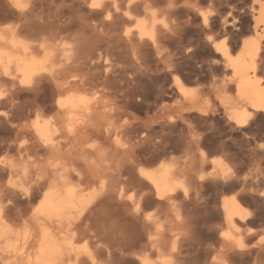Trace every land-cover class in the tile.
<instances>
[{
  "label": "bare ground",
  "instance_id": "bare-ground-1",
  "mask_svg": "<svg viewBox=\"0 0 264 264\" xmlns=\"http://www.w3.org/2000/svg\"><path fill=\"white\" fill-rule=\"evenodd\" d=\"M179 1L99 0L101 7L92 8L93 0H0V151L7 153L0 157V260L8 255L12 264H156L154 254L159 264H184L176 245L180 222L172 230L159 211L186 196L192 165L159 155L144 163L149 147L138 144L152 136L153 122L168 130L151 142L153 148L169 143L172 129L192 112L199 120L212 116L211 125L220 116L225 127L244 134L256 119L264 121V0L249 3L247 27H241L243 14H234L235 6L220 14L221 0H190L191 6L182 0L188 2L182 6L186 15L199 19L195 30L205 40L198 37L195 44L209 43L210 58L201 60L215 73L195 89L174 77L178 112L152 120L150 104L138 97L147 101L151 87L159 95L167 91L162 78L176 66L166 49L173 45L175 53L187 54L196 47L189 37L184 41L192 19L175 17L184 9ZM204 2L210 10L200 9ZM201 12L213 13L207 27ZM210 34L225 40L217 47ZM196 130L187 136L198 148L204 137ZM198 160L211 164L209 176L225 179L224 158L199 150ZM201 177L206 175L197 172ZM150 206L155 214L144 211ZM221 209L236 230L220 235L222 246L231 253L248 251L246 240L255 233L237 224L246 221L247 211L236 198L223 200ZM18 220L20 227L14 225ZM168 236L173 240L166 243Z\"/></svg>",
  "mask_w": 264,
  "mask_h": 264
},
{
  "label": "rangeland",
  "instance_id": "rangeland-1",
  "mask_svg": "<svg viewBox=\"0 0 264 264\" xmlns=\"http://www.w3.org/2000/svg\"><path fill=\"white\" fill-rule=\"evenodd\" d=\"M189 1L190 0H188V2ZM188 2H185V1L183 2L182 0H180L177 4L178 5L181 4L180 6L182 7L184 6L183 3L187 4ZM191 2L188 3L190 6L191 4H193V0H191ZM224 2L226 5L224 4ZM250 2L251 0L250 1L249 0H234V1L233 0H224V1L221 0V3H222L221 6L222 5L223 6L222 7L220 6L221 8L217 6L215 7L217 8V10L219 8L220 11L219 10L218 11L222 15L225 12L223 10L225 9L230 10L232 8L229 9V7L235 6L232 9V10L236 9L234 10L236 11L234 12V14H238L240 16L243 14L242 17L244 19L242 18L243 23L241 22V27H247L248 25L247 17H249L248 9H249ZM188 4L187 6H184V7H189ZM202 4L203 5L200 4V6H202V8L200 7V9L202 11L210 10V6L207 2H204ZM238 7L240 11H237ZM186 13H185V8L183 10L181 9V11H179V13L175 15V17L177 16L179 18L180 16L182 19L183 18L192 19L189 25L191 27H188L187 31L185 32V36L186 35L187 36L186 37L184 36L185 38L184 41L187 42L190 40L193 43V44L191 43V46H196L197 48L191 47L193 49L191 48L190 49L193 52L190 51V53H187L188 54L187 55V54L180 53V52L175 53L174 51L175 46L170 45L168 47L169 50L168 49L166 50L169 52V55L171 52L170 56L172 57V60L174 61L173 63L175 64L176 67L174 66L175 69L173 71L168 72L170 74L167 73L166 75L167 80L165 77H164L165 80L164 78H162V82L166 83L164 84V86H166L165 89L167 91L160 92V95H159V92L154 87H151L148 90L149 93L147 92V95H148L147 101H144L141 95L140 97L138 96L134 97V100L135 98L137 100V97L140 98L139 102L142 101L143 105H145L146 102L150 104V111L148 112V115L150 119L152 120L153 119L156 120L155 119L156 117L158 119L159 117L158 115L163 116V117L170 116V115L174 116V113L176 114L178 112L179 107L176 104V101L174 99L179 98V95L177 94L178 95L177 97L176 92L173 93L175 91L174 84H173L174 77L178 76L180 79H182L185 85L190 86V87L192 86V88L195 89L199 87V84L205 85V83L207 84L208 82H210L209 79H211V76L213 77L215 73V71L208 69V66H207V62H208L207 60H209L207 59V57L210 58L209 57L210 54L208 53L209 52L208 50L211 49V46L209 45V43L208 44L203 43L205 39H203L202 38L203 35L200 32H198L199 27L195 28V25H194L197 22L199 23V19L191 18V16L193 15V13L191 12L188 13V16L186 15ZM198 23L196 24V26H199ZM192 25L194 27H192ZM195 29H197L198 31ZM196 31L198 32L199 35L197 34ZM90 33L91 32H89V34ZM188 34H190L193 40L191 39L190 36H188ZM210 36H212L213 39H216L215 37L217 35L210 34ZM198 37L200 38L198 42H201V40L203 39L202 43L200 44L196 43L199 47L195 44V41L199 39ZM223 37L219 36V42H218L219 44L223 43V40H225L224 39L225 37L224 38ZM151 56L153 57V55ZM202 58L204 60L207 59L206 60L207 62L203 60L205 62L204 63L201 60ZM200 62H201V65H200ZM202 66H205V68ZM138 89H139V92L141 93L142 90L140 88ZM210 99H211V102L213 101L215 102L214 97H210ZM162 102H163V105H162ZM161 106H164L165 107L164 110L166 111L163 110L162 112ZM159 111L162 114L159 113ZM209 117H212V116H208L206 118L207 121L206 119H203V118L199 120L200 119L199 116L195 115V113L193 112L190 113L188 116V119L186 120V122L187 121L189 122L190 126L187 124L188 122L183 123V124L177 123L178 126L176 125L175 126L176 128L175 129L173 128L171 131L172 138L170 142L157 144L155 148H153L152 146L153 142L156 140V138L157 139L159 138L158 137L159 134L166 133L168 130L166 131L165 129L161 131L158 124L156 122H153V124L155 125L157 124L156 127L155 125L152 124L154 126V131L151 134L152 136L151 135L150 136L153 139L149 137V139L147 138L149 140L148 141L144 137L142 139V143L138 144L141 147L145 146L146 149L149 147V151L143 153L144 163L154 159L156 156L158 157L159 155L161 156L160 157L161 159H165L169 161L171 160L182 161L185 159L187 161L188 159L187 164L191 163L190 166L192 165V168H189L190 177L188 178L191 181L188 180L184 182L185 188L187 189V195L184 197L183 196L180 197V199H178V203L176 206L172 208H166L164 210V212L165 211L167 212L165 216H164V212L162 213V211H159L160 215L162 216L163 221L169 220L170 223L168 224V221H167L166 224L167 226H170V228L172 226L171 228L172 230H175L177 226L176 223L180 222V224H178L179 226L177 229H180L182 234L179 237V240L176 242V245H177V248L180 249V251L183 253L182 255L183 256L185 255L184 257L186 258V260L184 264H264V160H263L264 159V148L260 147L261 144H264V121L262 117L256 119L254 122H252L249 125V129L247 133L244 134V132L240 131L239 129H230L228 127H225L221 119H219L220 116L217 117V115L211 118V121H210L211 123H214V124L217 121L216 122L217 125L212 124L215 129L216 128L218 129V130H215L212 127V125L209 123V120H210ZM194 118H196L195 121L197 123L194 121ZM190 122L193 124L191 125ZM203 122L204 123L206 122L205 124L208 123L209 126L211 125L209 129L207 128L208 125H205V124L202 125ZM185 124H187L188 126ZM189 127L193 129V132H192V129H190L188 133ZM219 128L221 130H219ZM210 129L212 130V132ZM194 130H196L195 133L197 132V134H200L202 132L201 135L199 136L201 138L204 137L202 139L203 142L201 141L202 143H200V147L198 148L194 144L192 145V143L189 142L190 140L188 139L190 136L189 134L194 133ZM209 130H210V133H208ZM227 139L229 140L227 141ZM221 142H225L226 148L221 146L220 144ZM146 145H149V146H146ZM199 150H203L204 152L207 153V155L209 154V157L218 156V157H221L222 159L224 158V161H226L228 168L231 169V174L229 175L230 178L228 176L227 178L222 179L220 176H218L215 179L209 176L211 164L206 163V162L204 163V165L200 164L198 160ZM257 150L259 151V153L257 152ZM0 157H7V153L3 150L0 151ZM256 161L260 162L259 163L260 166L259 164H256L257 163ZM254 162L256 165L254 164ZM257 166L261 167L260 169L262 172ZM255 168H258L257 170L258 173L256 174V176L255 175L251 176L250 173H252L255 170ZM197 172H201L202 174L206 175V178H204L203 180L200 179L201 181L197 180L196 178ZM5 179L10 180V178H7V177ZM11 180L15 181L16 178L11 179ZM194 181L195 182L199 181V182L195 183ZM229 198H236L248 213L247 217L245 218L246 221L244 223L237 222L238 226H240V230L251 229L253 230V233H255V235L252 236L251 239H249V241L246 240V244L250 247L248 251L244 250L243 252L237 251V252L231 253V250L226 251L224 247L222 246V243H221L222 239L220 238L221 234L222 235L226 233H228L229 235L236 234V230L233 229L232 227H229L225 223L223 219V211L221 209L222 201L225 199H229ZM144 211L150 214H155L157 212V208L154 206L153 207L150 206V207H146ZM14 225L16 227H20L21 223H19V220H18L17 222H15ZM171 237L172 236H170L169 238L168 236L166 238L169 241L165 239L166 243L171 242L173 240V237L172 238ZM257 244H260L261 246L258 247L256 246ZM78 245H82V243L79 242ZM115 253L117 254V252ZM100 256L103 257L102 258L103 261L106 260L105 262H107L106 254L103 253V254H100ZM114 257L117 258L116 256ZM11 259L12 258H10V256L7 255L2 260H0V264H12ZM150 260L155 262L156 264H159V259L154 254L150 256ZM111 263L117 264L118 260L117 259L112 260ZM127 264H137V263L129 262Z\"/></svg>",
  "mask_w": 264,
  "mask_h": 264
},
{
  "label": "snow or ice",
  "instance_id": "snow-or-ice-1",
  "mask_svg": "<svg viewBox=\"0 0 264 264\" xmlns=\"http://www.w3.org/2000/svg\"><path fill=\"white\" fill-rule=\"evenodd\" d=\"M90 7L92 8H100L101 7V3L99 2V0H93L92 4L90 5ZM225 11L227 12V9H225ZM200 15L203 17V22H204V25L205 27L208 26L209 24V17L213 15L212 12H201ZM228 16L230 18L231 16V13H228ZM208 40L210 42H214V43H217V47H219V36L216 37L215 41L213 40V37L212 36H208ZM189 51H191V49H189ZM4 93H0V99H3L4 97ZM4 113H0V116H3ZM122 147H127V145H121ZM261 148H264V144H261L260 145ZM231 174V169L228 168L226 165L224 166V170H223V175L225 178H227L229 175ZM140 175H145V172L143 169H140ZM201 179H203V177H201ZM185 194L187 195V190H185ZM129 200L132 199L131 196L128 197ZM237 244L240 246V247H243L242 244H240L239 242H237Z\"/></svg>",
  "mask_w": 264,
  "mask_h": 264
}]
</instances>
